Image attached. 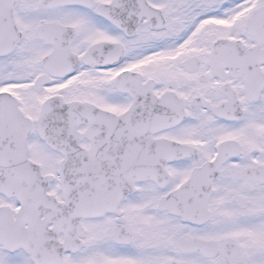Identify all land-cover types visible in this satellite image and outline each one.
I'll return each mask as SVG.
<instances>
[{
	"label": "snow or ice",
	"instance_id": "6c2138e0",
	"mask_svg": "<svg viewBox=\"0 0 264 264\" xmlns=\"http://www.w3.org/2000/svg\"><path fill=\"white\" fill-rule=\"evenodd\" d=\"M0 264H264V0H0Z\"/></svg>",
	"mask_w": 264,
	"mask_h": 264
}]
</instances>
